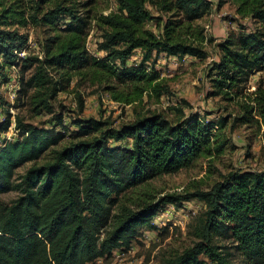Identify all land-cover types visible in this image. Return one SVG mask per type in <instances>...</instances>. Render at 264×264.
<instances>
[{"label": "trees", "instance_id": "1", "mask_svg": "<svg viewBox=\"0 0 264 264\" xmlns=\"http://www.w3.org/2000/svg\"><path fill=\"white\" fill-rule=\"evenodd\" d=\"M114 2L115 12L96 19L101 32L97 56L87 49L90 11L80 13L73 0H31L28 7L21 0H0V85L8 81L10 68L19 67L16 100L35 116L51 115L49 123L57 127L63 115L54 112L53 101L73 79L100 87L118 106L135 108L145 97L166 93L154 67L160 56L207 58L203 29L193 23L210 14V1ZM226 3L257 26L246 35L230 33L219 43V59L208 74L209 96L237 97L252 76L264 72V0H219L217 7ZM147 5L164 17L153 15ZM27 27L46 30L41 58L18 55L28 35L14 28ZM137 51L140 63L128 66ZM252 95L254 106L245 105L234 124L264 128V88ZM12 122L17 134L0 149V195L17 197L0 201V264L107 261L114 251H127L139 230L152 229L159 210L191 200L205 207L193 234L197 242L170 264H264V170L230 173L208 191L158 199L148 195L132 207L122 202L129 191L221 154L225 143L214 140L226 126L224 118L212 123L194 114L172 123L149 113L117 128L89 119L77 122L74 141L61 147L64 133L24 124L7 110L0 132ZM26 164L31 165L14 179Z\"/></svg>", "mask_w": 264, "mask_h": 264}, {"label": "rangeland", "instance_id": "2", "mask_svg": "<svg viewBox=\"0 0 264 264\" xmlns=\"http://www.w3.org/2000/svg\"><path fill=\"white\" fill-rule=\"evenodd\" d=\"M12 1V0H11ZM27 7L31 0H21ZM211 12L199 21L193 23L194 27L203 29L207 39L202 45L207 58L204 61L185 57L182 60L160 56L155 64V69L165 82L166 93L156 99L144 98L141 105L121 107L112 102L110 96L100 87L92 86L89 82L73 79L66 92L59 93L53 101L55 113H62L63 125L55 127L49 123L51 115L35 116L29 108L22 107L16 100L19 89V67L13 66L7 71L8 81L0 85V98L3 103L0 108V120L7 110L12 117L20 118L24 124L32 125L39 129H52L64 133V140L59 147L66 145L78 131L77 122L89 119L108 121L112 127L117 128L122 124L131 123L138 115L154 113L161 115L170 122L188 119L192 115L204 117L206 121L215 123L224 118L227 123L224 129L218 132L214 143H225L221 154L213 157L199 158L191 168L181 170L172 175H164L147 184L127 193L124 202L132 207L138 199H146L148 195L156 199L165 195H185L196 189L210 190L216 183L230 173L264 170V128L261 125L234 124V118L243 113L245 105L254 106L251 99L257 87L264 88V72L256 73L241 90L237 97L230 101L223 95L209 96L213 91L208 78L212 63L219 59L217 45L233 33L237 36L252 32L257 26L248 19L236 16L234 6L226 3L217 7L219 0H208ZM80 13L90 11L92 18L87 37V49L99 56L96 52V43L100 41L101 32L96 26V19L116 11L114 0H73ZM91 2L86 8L81 4ZM148 10L155 16H163L151 5ZM167 16V15H166ZM165 16V17H166ZM164 17V16H163ZM19 33L28 35L26 49L18 52L22 57H42L41 45L46 30L40 27H27L26 29L14 28ZM208 40H211L210 42ZM141 52L137 51L128 60V66H137L140 63ZM80 99L82 107L80 106ZM175 109H181L178 113ZM257 119V117H255ZM13 127V122L10 128ZM17 134L16 130L0 132V149L9 139ZM91 135L88 138H91ZM115 145L127 146L117 143ZM58 147V148H59ZM26 164L15 171L14 179H18L30 167ZM17 197L16 193L0 195V201L10 203ZM205 207L197 200L183 202L179 206L166 205L159 210L152 219V229H141L132 239L127 251H114L107 261L98 260L94 264H170V262L184 250L190 248L197 240L194 231L202 218ZM218 245L225 244L218 242ZM206 264H209L207 262Z\"/></svg>", "mask_w": 264, "mask_h": 264}, {"label": "built area", "instance_id": "3", "mask_svg": "<svg viewBox=\"0 0 264 264\" xmlns=\"http://www.w3.org/2000/svg\"><path fill=\"white\" fill-rule=\"evenodd\" d=\"M10 130H13L14 129V125H13V127H11V128H9ZM9 131V130H8ZM13 139H9V140H7V142L8 141H12ZM170 206H173V205H170Z\"/></svg>", "mask_w": 264, "mask_h": 264}]
</instances>
